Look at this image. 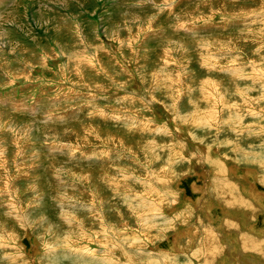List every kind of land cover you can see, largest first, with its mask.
<instances>
[{
    "label": "rangeland",
    "instance_id": "obj_1",
    "mask_svg": "<svg viewBox=\"0 0 264 264\" xmlns=\"http://www.w3.org/2000/svg\"><path fill=\"white\" fill-rule=\"evenodd\" d=\"M261 199L264 0H0V264H264Z\"/></svg>",
    "mask_w": 264,
    "mask_h": 264
},
{
    "label": "crops",
    "instance_id": "obj_2",
    "mask_svg": "<svg viewBox=\"0 0 264 264\" xmlns=\"http://www.w3.org/2000/svg\"><path fill=\"white\" fill-rule=\"evenodd\" d=\"M261 165H262V164H261ZM262 166H263V165H262ZM250 201H251V200H249V202H250ZM253 203H254V202H253ZM258 206H259V205H256V204H255V209H257ZM258 208H259V207H258ZM243 213H244V212H243ZM243 213H242V214H243ZM247 213L250 214V215H253L254 218H253L252 220L255 219V221H256V218L258 217V215H256L255 211L252 210L251 213H249V212H247ZM260 213H261V210H260ZM242 214H240V215L238 216V218H239ZM231 219H235V220H237L236 215H233V217H232ZM239 219H240V218H239ZM257 219H258V218H257ZM255 221H252V222H251L250 220H248L246 224H247V226H250V223L252 224V223L255 222ZM244 223H245V222H244ZM241 224H242V222H241V221H240V222L238 221V225H236V226L233 228V229H234V232H237V233L243 232V231H242L243 226H242ZM240 226H241V227H240ZM228 231L231 232V229L229 228Z\"/></svg>",
    "mask_w": 264,
    "mask_h": 264
},
{
    "label": "bare ground",
    "instance_id": "obj_3",
    "mask_svg": "<svg viewBox=\"0 0 264 264\" xmlns=\"http://www.w3.org/2000/svg\"><path fill=\"white\" fill-rule=\"evenodd\" d=\"M248 175H249V173H248ZM252 176H253V178H254V175H253V174H252ZM255 180H256V179H254V181H255ZM262 200H263V199H261L260 201L258 200V202L261 203V205H262L263 208H264V201H262ZM246 214H248V213H246ZM251 216H253V215H251ZM249 217H250V216H249ZM241 219H242V218H241ZM239 220H240V219H239ZM250 220H251V218H250ZM236 222H237V221H235V224H237ZM241 222H242V221H241ZM229 223H230V224H231V223H234V221H233V222L229 221L227 225H230ZM235 224H232V225H234V227H235V226H236ZM240 227H241V226H240ZM252 227H253V226H252ZM252 227H250V228H252ZM227 228H228V227H227ZM248 228H249V226H248ZM250 228H249V229H250ZM255 228H256V227H255ZM227 230H228V229H227ZM250 230L252 231V229H250ZM254 230H255V229H254ZM254 230H253V231H254ZM253 231H252V232H253ZM254 232H256V231H254ZM254 232H253V234H255ZM232 233H233V231H232ZM238 234H239V233H238ZM231 236H232L234 242H237L238 244L240 243L239 245H242V243H244V241H241V238H243V237H241V238H240V241H239V240H237L236 237H234L235 235H234V236L231 235ZM239 236H240V234H239ZM247 236H248V235H247ZM214 240H215V239H214ZM202 257H203V256H202Z\"/></svg>",
    "mask_w": 264,
    "mask_h": 264
}]
</instances>
